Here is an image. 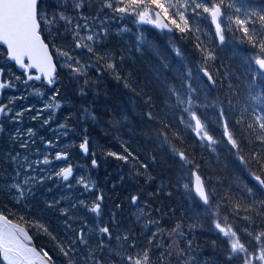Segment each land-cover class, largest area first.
I'll list each match as a JSON object with an SVG mask.
<instances>
[{
  "label": "trees",
  "instance_id": "obj_1",
  "mask_svg": "<svg viewBox=\"0 0 264 264\" xmlns=\"http://www.w3.org/2000/svg\"><path fill=\"white\" fill-rule=\"evenodd\" d=\"M117 1L84 0V7L81 9L83 16L88 18L89 26L88 31L80 29L81 36L100 33V42L92 46L103 57L102 61H97L84 48L76 49L69 33L58 39L61 45L57 44L56 48L49 44L57 66L55 89L59 90L62 102V119L66 118L73 133L72 137L77 139V143L83 141V136L88 139L89 151L94 153V159L98 163L97 171L99 174L104 173L103 190L107 194L105 201L113 204L111 209L115 217L120 219V226L125 228V215L122 214L130 210L133 195L138 196L144 203L147 214L154 221H158L156 231L163 233L160 243L165 247L171 242L168 250L174 257H169L165 264H240L238 257L230 262L226 259L229 246L214 227L217 218L213 213L237 231L241 242L250 240L243 231L248 222L242 217L251 215L257 218L256 212L260 211L258 206L260 201H264V192L251 176L255 173L264 179V170L255 162L241 163L236 150L223 141L219 140L214 152L207 151L201 147L195 133H189L186 128L177 124L173 113L168 111L162 84L155 72V55H150L146 48L141 47L131 32H118V16L112 9L105 7L106 3L117 6ZM238 1L240 4L244 2ZM72 3L73 0H68L66 5L63 0H40L39 9L42 16L50 19L55 13L63 10L66 16L72 17L73 25L83 24L84 21L73 11ZM226 3H232L235 8H239L235 0H226ZM258 7L264 9V0H259ZM235 8L223 9L226 16L227 40L250 44L234 24L237 16L245 18L241 11L236 13ZM228 17H231V21ZM54 22L61 28V35L66 32L63 21ZM172 27L174 44L181 42L186 56H196L197 60L204 62L207 53L197 49V43L213 53L215 59L204 63L216 81L213 90L226 111L229 130L241 145L240 154L250 160L252 153H264V145L254 142L248 131L236 123L241 119V114L251 122V110L264 107V103L258 104L252 98V93L260 95L264 86L259 82L254 85L253 81L247 78L238 58L228 47L227 40L223 44L219 40L206 44L197 37L194 25H191L192 31L187 34H182ZM41 29L46 42L52 40L45 22L41 24ZM151 38L155 39L153 35ZM81 43L91 44L86 39H82ZM250 46L252 47L251 44ZM54 49L67 51L79 59L80 64L74 63V66H83L84 74L78 79L74 78L68 67L69 73L62 75V64L53 55ZM157 53L161 56L163 51L159 49ZM167 55L170 56L169 51ZM109 63H114L115 68L109 69ZM85 80L88 81L87 85L84 84ZM81 89L86 94H80ZM148 96L152 98L150 104L146 103ZM229 100L232 101L231 106L228 104ZM246 107L249 108L247 113L244 112ZM83 108H88L95 119H85ZM148 112H152L156 119L150 120ZM162 113L168 114L169 126L166 129L163 127L165 121L162 119ZM158 125L173 147L184 151L192 164L183 165L168 146L161 147L155 134ZM119 156H127L128 159L121 160L118 159ZM87 158L91 160V156ZM197 164L199 168H195ZM193 169L205 180L206 188L214 189L216 199L211 212L182 185L181 181L185 176L189 178V175L185 174ZM209 179L211 184L207 183ZM249 188L252 189L251 195L247 192ZM225 193H228V196H225ZM117 204L121 206L122 213L117 210ZM221 204V207H215ZM249 205L257 207L248 212L244 211ZM134 232L136 242L141 246L136 251L141 252L143 248L148 247L149 235L139 234L137 228ZM121 244L124 245L123 240ZM123 252L130 254L128 249ZM159 256V251L150 252L153 264H159Z\"/></svg>",
  "mask_w": 264,
  "mask_h": 264
},
{
  "label": "snow or ice",
  "instance_id": "obj_2",
  "mask_svg": "<svg viewBox=\"0 0 264 264\" xmlns=\"http://www.w3.org/2000/svg\"><path fill=\"white\" fill-rule=\"evenodd\" d=\"M40 0H0V45L6 46V58L13 61L20 69L23 70L26 79L23 81L27 85L30 81H41L42 78L46 81L48 86L54 85L56 82V64L53 62V56L49 51V44H52L53 48H56L55 40L61 35L58 32L50 31L49 35L52 37V40L46 42V37L42 35L41 24L47 21L49 24H52L53 21L59 20L64 22L65 31L71 34L74 41V47L76 49H86L88 53H91L97 61H102L103 57L100 56L94 49L92 45L100 42V33L89 34L86 37H82L80 29L83 28L85 31H88L89 26L87 23V17L83 16L81 9L84 7V0H73L72 8L75 11L80 20H83L84 23H76L73 25L72 17L66 16L64 11H58L55 13L51 20L47 16H42L39 9ZM65 5L68 0H63ZM119 4H123L124 0H118ZM150 4L158 11L150 13L149 11H137L138 8ZM106 8L112 9L114 13H120L123 15H134L138 17V23H148L155 24L157 27L162 29H168V24H160L159 21L161 16L165 20L170 21V23L182 34H187L192 31V28L189 24V17L186 16V12H191V15L194 17H200L202 14H207L211 23L215 25V34L219 39V42L223 44L225 42V27L227 26L223 17L225 12L223 9H232L235 8V5L232 3H226V0H185L183 4H169L166 5L162 0H128V3L124 6H114L113 3H106ZM175 8L176 13L170 15V9ZM131 9V11H130ZM66 10V9H65ZM235 12L239 13L240 9L235 8ZM264 9H261L258 13L255 10L251 12H245V18L241 19L237 16L234 20V24L237 29L243 33L247 38L248 42L252 45L254 49H258V52L254 53L251 61L257 67V74L252 77L253 84L255 85L256 80L264 77ZM123 15L121 18H123ZM179 18V22L177 17ZM154 17V18H153ZM228 20L231 21V17H228ZM222 24H225V27H222ZM183 25V26H182ZM199 29H197L198 31ZM106 31V30H104ZM255 37V38H254ZM82 39H86L88 42H91L90 45H85L81 43ZM196 48L207 54L204 56V62L206 63L209 60H214L215 57L212 52L207 51L205 48H202L200 43L196 44ZM59 56L64 57V66H67L71 69L74 78H79L84 73L82 67H75L80 64L79 59L71 56L67 51L57 50ZM177 56H181L179 49L175 50ZM25 58L27 62H25ZM91 59V57H90ZM109 69H114V63L108 64ZM35 69L38 74H31L29 70ZM203 75L207 78L209 82L213 85L216 81L213 79L212 74H210L207 67H201L199 69ZM4 72L3 68H0V75ZM191 78V71H187L184 76L180 77L181 84L180 87L175 85H168L165 82L166 89L169 97H174V102L171 99L165 101L168 106V111H177L179 112V123L185 125L187 128L191 129L196 137L201 142H206L208 147H213L218 143L212 135L206 130L205 124L202 123L201 117L197 114V110L201 107H207L208 105H202L199 101V97L194 95L196 90L192 87L189 82ZM15 80L19 81L20 76H16ZM84 84L87 85L88 81L85 80ZM14 87V84L10 81H0V90ZM251 92V90H250ZM80 94L84 93L81 89ZM59 95V90L56 89L52 100L56 99V96ZM252 98L257 101L258 104L264 103V89L260 90V95L252 93ZM151 96L147 97L146 103H151ZM229 106H231L232 101H228ZM61 105L59 103L52 104L49 103L46 105V108L52 109L53 107L59 108ZM213 107H217L214 103ZM249 108H245L244 112L247 113ZM82 113L84 114L85 119H95V116L89 112L88 108H83ZM22 115L21 112H13L12 108L9 105H0V117H5L10 121H18V118ZM162 119L165 121L163 127L168 128V114L162 113ZM147 116L150 120H155L156 117L152 112H148ZM218 116L220 121H222L223 126V135L227 140V143L231 146L232 149L236 150V155L238 156L241 163L250 164L255 162L262 170H264V153H252L250 155V160H246L243 155L240 154L241 145L238 143L237 139L234 138L232 132L229 130V120L226 115L224 107L220 106L218 110ZM35 118V117H34ZM251 122H248L245 119L244 115L241 114V119L236 121L237 124L245 128L246 131L251 135L254 142H259L260 145H264V107L254 108L251 110ZM194 122V123H193ZM45 124L49 123V120L44 121ZM61 128L64 126L61 125ZM3 129V123L0 121V131ZM158 137L161 138L163 144H170L167 135L163 134L162 129L159 125L156 128ZM17 135H26L32 136V130L28 129L25 133H20L19 130L13 135V139ZM53 141H46L45 147H51ZM21 148L28 147V140L23 139L20 142ZM79 148L82 152L87 155L89 152V141L85 137L80 143ZM172 153L178 157L179 161L183 165L187 166L192 164V161L188 159L184 151H179L175 147H171ZM19 153H16L15 156H12L13 163H16ZM109 155H115L114 153H109ZM67 152H56L52 159L48 155H44L42 159H37L31 162H21L18 164L15 171V175L11 177V183L9 188L14 190V194L17 202L25 200L27 197L34 194V187L37 184H43L45 177L36 175V170L40 165H51L53 160H67ZM118 159L127 160V156H119ZM26 161V158H25ZM91 164L93 167H98L96 159H92ZM35 166V167H34ZM195 168H199L197 164ZM21 169L23 170V178H21ZM195 177V182L193 186V191L196 194L197 198L202 205L207 206L209 211L214 205L216 199L215 192L213 188H206V182L201 177V175L195 171L191 170L190 173ZM55 177L61 178L63 181H68L69 178L73 175V169L71 165L61 168L59 171L53 173ZM255 181L257 182L259 188L264 190V179L261 178V175L252 173ZM52 179L53 176L50 175L47 177ZM78 183L86 191H93V188L84 180V177H80ZM208 184H211V180L207 181ZM184 187H188L187 184ZM247 192L251 195L252 189H247ZM225 196H228V193H225ZM104 197L102 194L97 195L95 201L92 202V206L88 208V211L94 213L97 217L100 216L101 212V202ZM139 197L133 195L131 197L132 205L136 206L138 203ZM55 203H59L56 201ZM83 204V201H80ZM223 204V198H222ZM221 205H215L219 208ZM51 206V205H49ZM72 207H76L75 204ZM117 208L120 207L119 204L116 205ZM257 207V205H249V208H245L244 211L248 212L252 208ZM260 211L256 212V217H264V201H260L259 206ZM62 214L68 216V210H62ZM216 215V213H213ZM239 215V213H237ZM245 221L248 222L247 226L243 229L244 233L250 240L246 242H241L238 238L237 231L233 230L231 225H228L226 228L222 227L219 220L215 221L214 227L227 238V243L229 246L227 260L230 262L234 258L238 257L240 264H264V219H257L251 215H246L242 217ZM24 220V217H21ZM27 223L34 224L37 227L41 228L44 232H48V229L35 221H26ZM114 223V221H113ZM150 223H158V221H150ZM71 228V225H68ZM75 233V238L70 239L65 245L64 242H58L61 253L68 257V264H77L73 258V253L75 251L74 246L79 244L87 245L88 240L86 238V228H81L78 231L73 230ZM97 231L101 234V240L99 244L100 254L92 255L90 254L88 259L93 262V264H105L104 251L109 247L105 244V239L109 243L114 239L113 232L108 225L98 226ZM51 235V233H49ZM163 236V233L158 231H152L148 238V247L143 248L141 252L136 250L141 246L137 244L135 236L130 232L126 235H122L117 232L115 239L117 241L123 240L124 245L121 246L120 251L123 252L125 249L130 250L128 255H120L118 258L122 264H153V261L150 257V252L155 253L156 251L160 252L158 257L159 264H165V261L169 257H173V253L168 250L171 242L168 246L162 247L160 243V238ZM53 240H56V237H52ZM32 237L28 234L27 230L20 226L17 223H13L9 216L0 212V264H55L53 257L49 255L48 251H37L31 244ZM191 242L189 241V246ZM115 255V253H114ZM174 258V257H173ZM87 264V260L85 261Z\"/></svg>",
  "mask_w": 264,
  "mask_h": 264
},
{
  "label": "rangeland",
  "instance_id": "obj_3",
  "mask_svg": "<svg viewBox=\"0 0 264 264\" xmlns=\"http://www.w3.org/2000/svg\"><path fill=\"white\" fill-rule=\"evenodd\" d=\"M235 1H237V7H239L240 11L242 12L244 16H245L246 11L251 12L252 10H255L259 13L261 10L258 7L259 0H250V1L244 0L242 4H240L238 0H235ZM162 2L165 3L166 5H169V4L179 5V4L185 3V0H162ZM127 3H128L127 0H125L123 4H119V2L117 1V6H124ZM145 10L149 11L150 13H154L155 11H158V9H155L154 7H151V6H142L137 9V11H145ZM175 13H176L175 8L170 9V15H174ZM116 15L119 18L118 20L119 25L117 26L118 32H120L121 34H127L131 32L133 37L136 39V41L141 47L146 48L149 51L150 55L152 54L155 55L156 57L155 58L156 59L155 72L157 73L160 79V82L162 84V90H163V95H164L165 100L171 99L172 102H174V97L170 98L168 95L165 82H167L168 85H175L176 87H180V84H181L180 77L184 76V74L187 71L189 70L191 71V78L189 82L191 83L192 87L196 90L194 95L199 97V101L202 105H208L207 107L201 106L197 110V114L201 117L202 123L205 124L206 130L209 132L210 135L214 137L215 140H217L218 142L219 140L223 141L228 146H230L227 143V140L223 135L222 121H220L219 116H218V110H219V107L222 106V104L219 101V98L214 93L213 87L209 85L207 79L202 75V72L199 70L201 67L208 68V66L203 61L197 60L196 56L195 57L186 56V54L184 53V50L182 49V43L178 42L180 46L178 44L176 45L174 44L172 31H169L168 29H162L160 27L156 28L154 24L138 23L137 22L138 17L134 15H123L120 13H116ZM122 15H123V18H121ZM186 16L189 17L190 26L194 25V27L196 28V35L203 41V43L210 44V42L213 43L214 41L219 40L215 34V30L210 24V17L207 14H202L200 17H194L191 15V12L189 10V12H186ZM176 18L179 21L178 16ZM48 19L51 20L49 17ZM161 19H162L161 24L167 23L168 27L173 30V27H172L173 25L170 23V21L165 20L163 18V15L161 16ZM223 20L226 21V16L223 17ZM45 24L47 26L48 32L55 31V32L60 33L61 28H58L54 21L52 24H49L47 21H45ZM222 27H225V24H222ZM197 29L199 30L197 31ZM260 31H264V29H260ZM67 34H68L67 32H64L62 35H60L55 40V44L61 45L60 41L58 42V39H60L62 36H67ZM151 35L155 37L154 40L151 38ZM224 35H225V41H226L227 40L226 30L224 32ZM227 45L228 47H230V50L233 52V55L238 58L240 62V66L243 70V73L247 75V78L250 81H253L252 77L257 74V69L254 67V64L252 63L251 58L254 53L258 52V49H254L247 42L234 41V40H231V41L227 40ZM159 49L163 51V54L161 56H158V53H157ZM176 49L180 50L181 56H177L175 54ZM167 51L170 52V56L167 55ZM53 52H54L53 55L56 56L57 59H59L60 63L62 64V68L60 67L61 74L62 75L68 74L69 73L68 67L64 66V57L58 55L57 49H54ZM0 68H3L5 72L7 73V81H10L14 84V87L6 88V91L8 92V94L10 93L12 89H18V90L22 89L24 91V93L18 92L17 97H10V94H9V100L5 102V104H0V105H9L12 109L15 110V112L22 113V115L18 118L19 122H16L14 120L10 121L9 119L5 117H0V121H2L3 123V129L2 131H0V142L2 143L1 146L7 147L6 149L7 153H5L7 157H4V161L8 165L10 162H12L14 166V171H13V176H14L19 163L31 162L37 159H42L44 155L51 154L50 150H46V148H44L43 151L41 152L42 157L37 155L34 158L29 159L27 154H24V156L20 154L19 157L17 158L16 163H13L12 156L16 155V153L18 152V149L20 150L21 140L23 139L28 140V147L21 148L22 150L26 149L28 151L29 149H31L30 138H28L26 135H17L15 139L12 138L13 135L17 132V130H19L20 133H25L26 130L31 129L33 135L34 133L39 135L41 129L44 130V126H46V130H44L46 137H51L52 132L54 133V131H56V135L58 137L65 136V138L66 136H69V135L73 136V133L71 132V128L62 129L60 126L63 124L61 123L55 124V122H58L57 114L62 106V102L59 98V95L56 96V99L53 101L51 98L54 95L55 91L50 92L51 90L47 89L43 85L42 81H30L27 85H25L23 81L26 79V77H21L19 81L15 80V77L20 76V74L22 73L17 71L16 68L12 65V63H10L7 60L6 50H4L2 47H0ZM18 82H20L22 86L21 88L15 87V84ZM256 82H259L260 84L264 86V77H261L260 79L256 80ZM26 90H28L31 93L29 96L25 95ZM20 95H23V96L19 97ZM17 99L19 100V103H17V105H14L12 102H10V100L14 101ZM49 103H52V104L59 103L61 106L59 108L53 107L52 109H48L46 108V105ZM214 103L217 105V107L212 106ZM171 113H173L172 116L178 125L186 128L187 132L192 133V134L194 133L191 129L179 123V119H178L179 112L174 110ZM27 115H31L32 118L38 116L39 118L42 119V121L49 120V123L31 124V127L27 129V125L25 124L26 119L24 118V116H27ZM27 121L30 123V119H28ZM155 134H156L157 142L161 145V147L164 148L168 146L169 150H171V147H173L172 143L163 144L161 142V138L158 137L156 131H155ZM83 139H84V136H83ZM46 141H52V140H49V139L42 140L40 146L45 147ZM198 141L201 147L206 149L209 152H214L218 145L217 143L213 147H208L206 142H201L199 139ZM81 142L82 141L80 140L77 143V139L75 138L71 139L70 142H64L63 145H60L56 141L53 142V145H56L57 147L61 149L66 148L67 150L70 151V153L72 154L71 162L74 165L76 171H78L76 174L74 183L72 184L70 183L69 185L66 186L68 190L72 188H76L78 190L83 188L82 185L78 183V180L81 176L84 177L85 182H87L90 186L93 185L91 170L93 171L94 169L91 167L90 160H86V158L83 157V154L80 151L79 145ZM51 147H48V148L50 149ZM32 153L33 151L31 150V154ZM25 158H26V161H25ZM54 162L55 164H53ZM53 163L49 166L40 165V167L36 170V173H35L37 175L38 172H41L42 174L45 175L44 176L45 180H47V183H49L47 184L48 189L46 191L53 190L54 186H52V184H54V182H56L57 185L58 183L61 184L60 178L55 177L53 175L54 172L59 171L58 167L60 166V164L56 160H53ZM46 170H48L49 174L46 173ZM190 173L191 172L186 173L185 175H189V178L185 176V179H183L181 182L183 186L187 184L188 187L187 188L185 187V188L188 191H191L193 193L192 191L193 179ZM23 175L24 173H23V170L21 169V178H23ZM50 175L53 176L52 179L47 178ZM251 178H254V177L251 176ZM70 192L71 191H67L65 193H58L55 196H52L50 199L46 197L44 200H47L46 204H49V205L53 204L54 206L61 207L62 210L67 209L68 213H70L72 210H75L76 207L78 209V206L76 203H74V200L72 199ZM56 201H58L59 203H55ZM73 204H75L76 207L73 208L72 207ZM105 215L106 214L100 213L99 217H97L95 214L94 215L90 214L89 216L96 217L97 219L101 220L103 217H105ZM214 217H216L217 220L221 222L222 227H225V228L227 227V223L224 222V220H221L220 217H218V215H214ZM125 220L131 221V222L134 220L135 227L143 235L150 236V233L152 231H156L157 229L156 223H150V221H154V220L152 219V217H150L147 214L144 204L143 206L142 205L135 206L133 211L129 210L128 213L125 214ZM88 229H91V227H88ZM86 235L89 236V241L87 245H82L78 243L80 245V249L76 250V254L73 253V258L77 262V264H85L86 260H87V264H93V262L88 259L89 255L90 254L92 255L100 254L99 244L101 240V234L99 232H97L96 234V236L100 238L98 242L96 241L90 242V239H92V237H90V234L88 232H86ZM221 235L227 241V238H225L223 234ZM104 242L105 244L109 245L107 242V239H105ZM120 255H128V254H118L115 250H112L111 246L109 245V247L105 249L104 251L105 264H122V262L118 258Z\"/></svg>",
  "mask_w": 264,
  "mask_h": 264
},
{
  "label": "flooded vegetation",
  "instance_id": "obj_4",
  "mask_svg": "<svg viewBox=\"0 0 264 264\" xmlns=\"http://www.w3.org/2000/svg\"><path fill=\"white\" fill-rule=\"evenodd\" d=\"M162 22V19H161ZM160 22V24H161ZM154 26L158 28L155 24ZM12 63V62H11ZM12 65L16 68V66L12 63ZM17 71H19L16 68ZM20 78L21 77H26L24 72H21ZM33 74V73H32ZM7 80V73L3 72L2 75H0V81H5ZM56 80V79H55ZM57 82V81H56ZM54 87L51 89L50 92L55 91V84ZM214 86V85H213ZM16 88H21L20 82L15 84ZM18 92H23L22 89H12L10 91V97H17ZM25 95H30L31 93L26 90ZM9 94L6 91V89L0 90V104H5L9 100ZM23 95H20L19 97H22ZM14 105H17L19 103V100H10ZM62 108V106H61ZM61 108L57 114V123L63 124L62 129H68L70 128L68 126V122L66 121V118L64 117L62 119L63 114H61ZM13 112H15L14 109H12ZM26 119L25 124L27 125V129L31 127V124H43L44 121H42L41 118L36 116L35 118H32L31 115L24 116ZM30 119V123L27 121ZM54 124V125H55ZM44 130H46V126H44ZM41 129L39 135L35 134L32 136H27L30 138V146L31 149L28 151L26 149L20 150L18 149L19 154L24 156V154H27L28 158H34L35 156L39 155L42 157L41 152L43 151L44 148L46 150H50L51 154L48 155L51 159L54 157L56 152H67L68 154V159L67 160H59L57 161L60 166L58 167V170H60L63 167H67L71 165L73 169V175L69 178L68 181H63L61 178V184L54 182L52 186H54L53 190L51 191H46L48 189L47 187V180H45L44 185L42 184H37L34 187V194L27 197L25 200L20 201L19 203L16 200L14 190L9 188V182L11 183V177H13V171H14V166L12 162L9 163V165L4 161V157H7L5 153H7V147L1 146L2 143L0 142V212H3L4 214L9 216V219L13 221V223H17L20 226L24 227L28 234L32 237L31 244L34 248L37 249V251H48L49 255L53 257V260L55 264H68V257H65L58 246V242H64L65 245H67V242L70 239L75 238V233L73 230H79L81 228H86V232L90 234V242H98L100 238L96 236L97 234V228L98 226H103V225H108L110 229L113 232V237L114 239L109 243L107 240L108 244L111 246L112 250H115L118 254H124V252L120 251V248L123 244H121V240L117 241L115 239V236L117 235V232L120 234H128L129 232L134 236L135 234V222L134 220L126 221V225L120 226V219H117L114 215V212L111 209V206L113 205L109 201L106 200V193H104L103 190V177L102 175L104 174L103 172L99 174V171H97L98 167H93L91 164V167L94 169L93 171L91 170L92 174V180H93V185L91 186L93 188V191H86L84 188L81 189H76L72 188L68 190L66 188L67 185L70 183H74V180L76 178V174L78 171H76L74 165L72 164V154L70 153L69 150L66 148H59L56 145H53L50 149L48 147H42L40 146L42 140H52L53 142H58L60 145H63L64 142H70L71 139H74L72 136H61L58 137L56 135V131L54 133L52 132L51 137H46L45 131ZM7 132V131H6ZM31 150L33 153L31 154ZM63 150V151H62ZM81 151V150H80ZM10 153V152H9ZM83 154V153H82ZM91 156V160L88 159L87 157ZM83 157L86 158V160L92 161L94 158V153L90 151L88 152L87 155L83 154ZM97 161V160H96ZM55 164V162L53 163ZM98 164V163H97ZM49 166V165H48ZM46 173L49 174L48 170H46ZM38 176H45L41 172H38ZM56 184V186H55ZM113 186L111 187V189ZM67 191H71L70 194L72 196V199L74 200V203L77 204L78 209L76 207L75 210H72L68 216H65L62 214V208L54 206L53 204L49 206V204H46L47 200H44L46 197L51 198L52 196H55L58 193H65ZM102 194L104 199L101 202V212L103 214H106L105 217H103L101 220L97 219L96 217H90L89 215L94 213H91L88 211V208L92 206V202L95 201V198L97 195ZM80 201H83L84 203L81 204ZM143 202L138 200V205L143 206ZM127 205H124L126 207ZM134 205L132 203L130 204V211H133ZM117 210L121 212V206L117 208ZM78 212V213H77ZM127 212L124 211L122 215H125ZM21 217H24L25 219L22 220ZM107 220V221H106ZM26 221H35L38 222L41 225H44L47 229L48 232H44L41 228L37 227L34 224L27 223ZM114 221V223H113ZM107 222V223H106ZM68 225H71V228L68 227ZM88 227H91V229H88ZM135 227V228H134ZM120 229V230H119ZM137 232L140 234V231L137 229ZM51 233V235H49ZM142 234V233H141ZM56 237V240H53L52 237ZM87 240L89 241V236L86 235ZM121 246H120V245ZM84 245V244H82ZM75 251L74 254H76V250L80 249V245L77 243L75 246Z\"/></svg>",
  "mask_w": 264,
  "mask_h": 264
},
{
  "label": "water",
  "instance_id": "obj_5",
  "mask_svg": "<svg viewBox=\"0 0 264 264\" xmlns=\"http://www.w3.org/2000/svg\"><path fill=\"white\" fill-rule=\"evenodd\" d=\"M161 22V19H160V21H159V23ZM212 24V23H211ZM212 26L215 28V25L214 24H212ZM0 46H2L5 50H6V46H4V45H0ZM49 51H50V49H49ZM10 62H12V63H14L13 61H11V60H9ZM25 62H27V59L25 58ZM53 62H54V59H53ZM14 65L16 66V68L19 70V71H21V72H23V70L22 69H20L15 63H14ZM256 67V66H255ZM257 68V67H256ZM30 72H34L35 74H38V73H36V70L35 69H31V70H29ZM56 71H57V67H56ZM207 79V78H206ZM42 80H43V83H44V85H46V86H48L47 85V83H46V81L42 78ZM211 85H212V83L211 82H209ZM48 87H50V88H53L54 87V85H52V86H48ZM81 150V149H80ZM81 152H82V150H81ZM83 153V152H82ZM84 154V153H83ZM85 155V154H84ZM192 179H193V184H192V190H193V186H194V182H195V177L194 176H192ZM256 182V181H255ZM256 184H257V182H256ZM257 186H258V184H257ZM259 187V186H258ZM261 189V188H260ZM262 190V189H261ZM263 192H264V190H262ZM193 193H194V191H193ZM194 195H195V197L197 198V196H196V194L194 193ZM198 199V198H197ZM199 200V199H198Z\"/></svg>",
  "mask_w": 264,
  "mask_h": 264
}]
</instances>
